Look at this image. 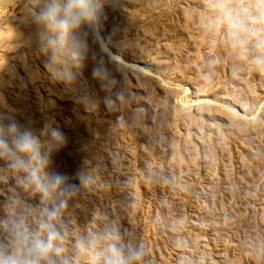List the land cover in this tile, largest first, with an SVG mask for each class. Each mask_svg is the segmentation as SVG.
<instances>
[{
	"label": "rangeland",
	"instance_id": "1",
	"mask_svg": "<svg viewBox=\"0 0 264 264\" xmlns=\"http://www.w3.org/2000/svg\"><path fill=\"white\" fill-rule=\"evenodd\" d=\"M105 13L65 84L26 0H0V120L65 134L53 170L79 185L58 221L69 264H86L77 239L106 230L142 249L133 264H264V71L206 28L204 0H105ZM40 208L0 161V239Z\"/></svg>",
	"mask_w": 264,
	"mask_h": 264
},
{
	"label": "clouds",
	"instance_id": "2",
	"mask_svg": "<svg viewBox=\"0 0 264 264\" xmlns=\"http://www.w3.org/2000/svg\"><path fill=\"white\" fill-rule=\"evenodd\" d=\"M204 6L206 28L223 34L241 58H250L264 71V0H204ZM26 10L38 28L47 71L58 82L73 83L75 74L64 61L79 65L86 48L81 37L98 33L106 18L105 0H26ZM101 72L95 68L93 75ZM65 144V134L52 123L37 133L14 119L0 120V161L17 174L18 184L40 195L41 203L34 227L24 218L9 223L7 237L0 239V264H69L58 221L79 185L53 170V157ZM77 175L83 183L86 177ZM75 249L87 258L86 264H133L142 254V249L120 245L112 230L80 237Z\"/></svg>",
	"mask_w": 264,
	"mask_h": 264
}]
</instances>
